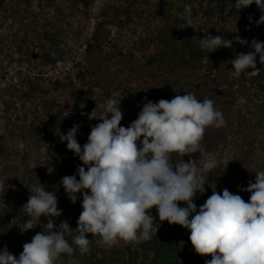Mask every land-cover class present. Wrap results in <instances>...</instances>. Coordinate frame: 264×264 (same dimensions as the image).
<instances>
[{"label": "clouds", "instance_id": "clouds-1", "mask_svg": "<svg viewBox=\"0 0 264 264\" xmlns=\"http://www.w3.org/2000/svg\"><path fill=\"white\" fill-rule=\"evenodd\" d=\"M252 4L264 13V0H235L233 7L239 11ZM185 7L190 14L191 7ZM257 23L264 24V15ZM235 42L251 50L231 60L233 76H259L262 70L256 61L259 57L264 65V42L253 39L249 45L238 35ZM199 43L209 53L231 48L233 40L209 34ZM249 68L253 71H246ZM186 93L158 102L144 97L137 118L127 127L121 126L120 102L108 99L102 115L97 117L95 110L88 114L100 122L91 128L83 146L77 141L79 124L66 133L59 131L60 142H66L81 162L75 174L59 182L73 204L82 200L75 228L78 234L72 241L81 254L90 250L89 234L99 236L109 247L118 240L149 241L167 221L188 230L197 254L212 256L205 264H264V170L255 173L254 183L240 188L251 194L248 202L225 188L222 193L213 190L197 209L195 198L206 192L205 176L220 162L206 157L197 165L195 159L185 162L183 157L204 154L201 141L206 128L224 127L226 121L211 99L199 101L194 93ZM238 103L246 101L241 97ZM17 148L22 151L25 143L19 141ZM173 153L179 159L173 161ZM7 179L0 177V186ZM26 186L29 196L22 209L27 219L17 226L21 234L38 225L42 231L23 244L18 257L6 246L0 249V264H56L61 254L71 256L76 250L66 239L71 227L67 222L54 223L62 215L56 191H47L41 183ZM42 216L47 223L41 221Z\"/></svg>", "mask_w": 264, "mask_h": 264}, {"label": "rangeland", "instance_id": "rangeland-1", "mask_svg": "<svg viewBox=\"0 0 264 264\" xmlns=\"http://www.w3.org/2000/svg\"><path fill=\"white\" fill-rule=\"evenodd\" d=\"M190 1L200 11L195 23L205 27L206 22L208 34L233 40L230 51L235 45L242 47L235 42L237 35L249 43L264 39V24L257 23L264 13L255 4L237 11L235 0H88L87 7L72 0H2L0 82L8 80L0 89V177L8 178L4 184L8 189L22 191L27 182L40 179V175L47 180L59 179L69 175L68 167L77 169L79 159L66 145L64 154L57 153L58 134L64 129L51 114L60 115L62 122L74 117L80 90L97 102L83 112L90 130L100 121L89 119L88 114L95 110L97 117L102 115L108 99L120 102L126 117L131 100L141 95V88L160 80L153 79L154 71L160 70L153 56L165 54L167 59L173 54L169 45L185 44L178 38L179 30L167 45L158 34L163 27L173 26L174 17L183 15L182 4ZM163 9L168 10L166 15ZM101 21L105 43L96 66L90 67L86 54L83 65L92 70L87 78L72 86L63 76H51L59 64L78 55ZM239 99L231 102L243 116L247 108L238 103ZM124 117L121 126L127 127ZM19 141L25 143L22 151L17 148ZM243 142L247 143L233 130L228 142L203 155L202 162L206 157H215L220 167L232 163L242 156L246 147ZM59 190L66 195L60 184ZM210 191L206 190V197L212 194ZM89 239L88 252L81 254L78 249L71 256L61 254L56 264H139L145 250L153 256L149 241L143 239L118 240L112 247L97 235ZM170 245V249H177L172 258L178 257L181 245Z\"/></svg>", "mask_w": 264, "mask_h": 264}, {"label": "trees", "instance_id": "trees-1", "mask_svg": "<svg viewBox=\"0 0 264 264\" xmlns=\"http://www.w3.org/2000/svg\"><path fill=\"white\" fill-rule=\"evenodd\" d=\"M172 1L169 0V2ZM72 2L85 7L88 5V0H72ZM0 3H2V0H0ZM186 5L191 7L190 14L186 10ZM182 6L183 15L174 17L173 26L167 27L168 29L163 27L158 36L159 39L164 41V44H171L173 40L170 39H173L175 32L179 30L178 38L180 40L183 39L185 44L169 45L173 54L167 59L164 57L166 56L165 54H163V57L153 56L157 68L160 69L158 72L154 71L153 79L160 78V80L144 85L141 88V95L133 97L131 100L128 106L130 112H128L126 117H123L128 125L134 121L143 106L144 97L153 102H158L160 99L171 100L176 95L183 96L188 91L194 93L199 101H203L205 98L211 99L214 102V107L222 112L226 126L220 128L207 127L201 141L205 153L185 155L183 159L185 162L189 159H195V163L200 165L202 156L226 144L231 132L234 130L237 136H242L247 141V143L243 142L246 147L242 152V156L225 166L220 167L218 165L217 168L207 174L205 176V182L207 183L205 188L207 191L211 190L210 192L215 190L221 193L227 188L230 192L241 195L245 202H248L251 194L241 191L240 188H246L249 181L254 183L255 173L264 170V155H262L264 153V65L259 62V57H257L256 67L262 70L259 76L253 78H248L244 74L241 77L233 76L231 60L235 59L238 53L250 51V47L235 45L231 51L228 48L221 47L209 53L208 50H202L199 41L200 38L209 35L206 31L207 29H205L208 25L204 22L205 27H203V24L197 25L195 23V18L200 11L199 7L193 4L192 1L185 2ZM163 10L164 15H166L168 10ZM103 30V22L101 21L87 43V61L92 63L90 67L96 66L98 64L97 60L100 59L99 52L103 49L105 43ZM168 30H170V34L167 33ZM211 35L217 36L215 33ZM261 41L264 42V39ZM91 71L87 66L81 65L77 70L76 81L69 74L64 76V78H67L70 85L73 86L78 80L86 79ZM166 71L169 73H165ZM246 71L251 72L253 69L249 68ZM57 83L61 82L57 81ZM77 91V94H81L75 98L76 109L74 113L78 118L73 115L74 117L70 120L62 122L60 121L62 120L61 116L58 114L52 113L51 117L55 123L62 125L63 133L71 129L74 124H79L77 141L83 146L87 142L91 131L88 122H84L86 117L83 112L89 111L91 109L90 106L93 103L97 104V102L93 98L85 96L82 91ZM241 97L246 101L242 105L247 108L243 116L242 111H236L234 105H232L235 99ZM83 103L86 105H83ZM63 145H66V142H60V147L57 148L58 154H64L67 150ZM172 159L173 161L179 159L178 154L173 153ZM77 166H81L80 161H77ZM67 172L69 175H73L76 170L74 167H68ZM38 180L31 179L26 185L41 183L45 185L47 191H56L58 198L57 207L62 210V215L54 218V223L57 226L62 222L69 224L71 229L66 235V239L76 249L74 253L77 254L78 247L72 244V241L74 236L78 234L75 228L77 227L78 217L82 212V200L78 199L73 204L59 190L60 177L59 179L54 177L47 180L40 175ZM26 185L22 191L10 190L5 185L0 186V249L6 246L9 252L17 257L23 251V244L30 242L37 232L42 231V228L38 225L36 228L21 234L20 228L17 226L22 224L26 218L25 210L22 209L29 196ZM206 194V192L202 196L198 194L195 198L197 209L208 198V195L207 197L205 196ZM77 195L79 196V194ZM180 206L184 205L181 203ZM151 213L156 216L158 221L155 208L151 210ZM41 221L47 223L43 216ZM189 235L188 230L179 225H169L167 221L162 222L156 237L153 236L148 242L149 248L153 250V256L145 250L144 258L139 264H205V261H210L212 259L211 255L201 256L194 251ZM170 244L181 245L178 257L172 258L177 249H170Z\"/></svg>", "mask_w": 264, "mask_h": 264}, {"label": "built area", "instance_id": "built-area-1", "mask_svg": "<svg viewBox=\"0 0 264 264\" xmlns=\"http://www.w3.org/2000/svg\"><path fill=\"white\" fill-rule=\"evenodd\" d=\"M87 45H85L83 48L80 49V52L76 57H74L72 60H68L64 63L59 64L55 69H53L50 72L51 76H54L55 78H61L62 76L71 75L73 79L76 81L77 79V70L81 65L85 63V58L87 54ZM7 80L3 79L0 82V89L3 88L5 85H7Z\"/></svg>", "mask_w": 264, "mask_h": 264}]
</instances>
